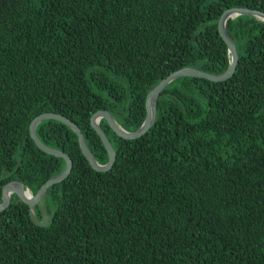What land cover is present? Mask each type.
<instances>
[{
  "label": "trees",
  "instance_id": "1",
  "mask_svg": "<svg viewBox=\"0 0 264 264\" xmlns=\"http://www.w3.org/2000/svg\"><path fill=\"white\" fill-rule=\"evenodd\" d=\"M231 8L264 12V0H0V203L5 184L35 194L65 167L30 138L36 116L75 123L105 164L97 111L134 131L168 75L223 73L217 21ZM226 30L238 53L229 80L173 81L135 140L100 122L109 171L91 168L65 125H38L72 169L44 195L46 227L16 197L0 212V264H264V24L241 16Z\"/></svg>",
  "mask_w": 264,
  "mask_h": 264
},
{
  "label": "water",
  "instance_id": "2",
  "mask_svg": "<svg viewBox=\"0 0 264 264\" xmlns=\"http://www.w3.org/2000/svg\"><path fill=\"white\" fill-rule=\"evenodd\" d=\"M246 16L251 19H254L260 23L264 24V12L257 10H251L246 8H231L225 10L217 21V29L220 38L225 43L227 48V55L229 63L227 69L218 75H213L205 73L195 68L185 67L181 68L172 74L168 75L166 78L159 81L146 95L144 107H145V117L141 125L134 131H127L120 126V124L115 120V118L107 111H97L90 118V125L95 133L100 138L102 145L105 148L108 159L105 164H100L94 157V155L88 149L83 134L80 129L64 116L54 114V113H44L36 116L29 124V135L30 138L34 141L36 147L43 153L61 158L65 162L64 169L57 174L56 176L47 180L38 191L33 194L32 191L23 183L19 181H11L5 184L2 187V201L0 203V212L7 209L13 198H18L22 203L28 206V213L32 223L39 227H46L50 221V217L44 207V195L46 191L53 185L63 182L70 174L72 169V160L70 157L65 154L63 151L48 147L44 145L37 135V127L44 121L55 120L68 129H70L77 137L78 146L82 155L85 157L89 165L94 171L97 172H106L109 171L116 159V153L108 140L107 136L100 127V122L104 120L112 132L118 137L126 140H135L147 133V131L153 126L156 119V106L157 99L159 98L162 91L173 81L179 78H200L205 79L211 82L219 83L229 80L236 69L238 64V53L236 50L235 43L230 38L226 30V24L228 20H234L237 17ZM38 207V210L41 215V219H38L36 216L35 207Z\"/></svg>",
  "mask_w": 264,
  "mask_h": 264
},
{
  "label": "flooded vegetation",
  "instance_id": "3",
  "mask_svg": "<svg viewBox=\"0 0 264 264\" xmlns=\"http://www.w3.org/2000/svg\"><path fill=\"white\" fill-rule=\"evenodd\" d=\"M35 210H36V212L39 211L37 206L35 207ZM39 216H40V219H41V215H39Z\"/></svg>",
  "mask_w": 264,
  "mask_h": 264
}]
</instances>
